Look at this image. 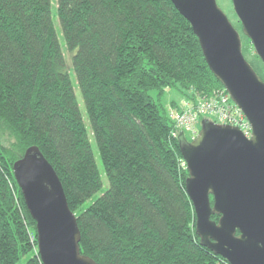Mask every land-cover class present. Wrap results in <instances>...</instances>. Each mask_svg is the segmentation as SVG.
Masks as SVG:
<instances>
[{
  "label": "trees",
  "instance_id": "obj_1",
  "mask_svg": "<svg viewBox=\"0 0 264 264\" xmlns=\"http://www.w3.org/2000/svg\"><path fill=\"white\" fill-rule=\"evenodd\" d=\"M223 88L171 0H0V131L11 140L0 141V264H43L14 175L31 146L59 175L81 253L97 264H230L196 232L181 151L191 140L174 134L178 103L162 104L168 90L195 104ZM91 137L109 185L85 206L103 187Z\"/></svg>",
  "mask_w": 264,
  "mask_h": 264
},
{
  "label": "water",
  "instance_id": "obj_2",
  "mask_svg": "<svg viewBox=\"0 0 264 264\" xmlns=\"http://www.w3.org/2000/svg\"><path fill=\"white\" fill-rule=\"evenodd\" d=\"M171 1L191 24L211 72L252 127L247 138L236 126L206 120L191 142L183 140L196 232L203 245L230 264H264V80L245 58L240 34L217 0ZM232 3L243 33L264 63V0ZM14 175L36 222L42 263L97 264L81 253L77 216L38 146L15 162Z\"/></svg>",
  "mask_w": 264,
  "mask_h": 264
},
{
  "label": "rangeland",
  "instance_id": "obj_3",
  "mask_svg": "<svg viewBox=\"0 0 264 264\" xmlns=\"http://www.w3.org/2000/svg\"><path fill=\"white\" fill-rule=\"evenodd\" d=\"M217 2H218V5L221 7V9L226 13V15L230 19V21L233 24V26L235 27V29L239 32L240 37H241V41H242V51H243L245 58L250 63V65L253 67V69L256 71V73L264 80V63L261 60V58L259 57V55L257 54L251 40L243 33L242 24H241L239 17L237 16L235 10H234L232 0H217ZM54 22H55L56 27L58 28L59 40H60V43L62 45L63 51L67 56V62H68V53H67L68 51L66 49V44L64 42V39L60 36V23H59L58 18H55ZM71 78H72L73 83H74L75 92L77 95L78 102L80 104V108L82 110V115H83L84 121H85L87 127H89L90 125H89V121H88V118L86 115L84 101L82 98L80 88L78 87V85L76 83V78H75L74 74L71 75ZM152 95L155 96V98L158 97V93L156 91H153ZM172 102L178 103L180 108H183L184 106H186L187 100L182 96V94L180 92H178L175 89L174 90L172 89V90H168L165 93V95L162 97V104L168 108ZM233 103L235 104V102H233ZM182 104H183V106H182ZM170 108L171 109H169V116L171 114V111L175 112L176 114L179 113V111L175 110L176 109L175 107L170 106ZM206 120H210V121L217 122V123L219 122L216 115L206 111V112H201V114L198 115V118L194 122V124L189 125L190 122H186L187 121L186 120L182 123L180 121V125L186 126L185 128H183L186 130L185 135L187 136V138L189 140H192L193 136L201 130L203 123ZM174 123H175V121H174ZM187 125H189V126H187ZM194 131H196V133H194ZM0 141L2 143H4L6 146H10V144H11L10 137H8L5 134H1V131H0ZM91 142H92V146H93L94 156H95L98 168L101 172L103 187L101 190H99L98 192L93 194V196L86 202L85 206H89L95 200H97L99 197H101V195L103 194V192L106 190V188L109 185L107 176H106L105 171H104V167L102 165V162H101V159L99 156V152H98V149L96 146V142H95L93 137H91ZM24 261H25V258H22L18 262V264H24Z\"/></svg>",
  "mask_w": 264,
  "mask_h": 264
},
{
  "label": "built area",
  "instance_id": "obj_4",
  "mask_svg": "<svg viewBox=\"0 0 264 264\" xmlns=\"http://www.w3.org/2000/svg\"><path fill=\"white\" fill-rule=\"evenodd\" d=\"M233 102L234 101L225 88L215 91L211 96L197 99L195 104L187 101L186 106L181 109H175L179 111V113L176 114L171 111L170 117L173 122L175 121L174 124L176 126L174 134L177 135L178 133L186 131L183 129L186 126H181L180 121L182 123L187 120L186 122H190L189 125H192L197 120L198 115L201 114V112L208 111L209 113L217 116L219 124L236 126L247 138H250L252 135V127L242 109ZM194 133H196V131H194ZM197 134L198 132L193 136V138Z\"/></svg>",
  "mask_w": 264,
  "mask_h": 264
},
{
  "label": "clouds",
  "instance_id": "obj_5",
  "mask_svg": "<svg viewBox=\"0 0 264 264\" xmlns=\"http://www.w3.org/2000/svg\"><path fill=\"white\" fill-rule=\"evenodd\" d=\"M199 133V132H198Z\"/></svg>",
  "mask_w": 264,
  "mask_h": 264
}]
</instances>
